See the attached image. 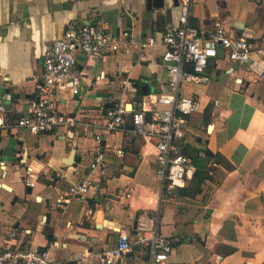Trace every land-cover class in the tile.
I'll list each match as a JSON object with an SVG mask.
<instances>
[{
  "label": "crops",
  "instance_id": "crops-1",
  "mask_svg": "<svg viewBox=\"0 0 264 264\" xmlns=\"http://www.w3.org/2000/svg\"><path fill=\"white\" fill-rule=\"evenodd\" d=\"M179 2L0 0V96L13 95L7 113L12 123L38 100L43 58L73 22L156 41L143 57L132 46L97 58L76 52L79 92L56 91L54 100L60 112L84 122L88 136L81 127L71 138L64 128L37 135L0 132V251L39 246L48 248L52 264H78L87 249L91 257L80 264H104L93 255L128 232L131 251L119 264H148L133 224L143 218L150 226L159 213L160 233L177 240L163 264H264V80L218 52L206 67V84L182 87L198 106L175 146L196 169L208 171L200 183L190 177L183 188L162 190L155 178L153 140L129 133L131 111L149 102L168 78L160 41L176 23ZM216 20L250 43L254 57L261 56L264 0H193L190 25L199 34L211 31ZM114 103L127 108L124 130L105 133V111ZM98 133L97 145L93 136ZM97 151L105 155L104 166L91 170ZM87 177L94 187L83 197L66 198L69 187Z\"/></svg>",
  "mask_w": 264,
  "mask_h": 264
},
{
  "label": "built area",
  "instance_id": "built-area-1",
  "mask_svg": "<svg viewBox=\"0 0 264 264\" xmlns=\"http://www.w3.org/2000/svg\"><path fill=\"white\" fill-rule=\"evenodd\" d=\"M192 5L193 0H180L176 23L164 32L160 41L163 47L161 65L168 75L167 80L159 83L155 93L149 96V102L144 101L141 109L131 111L132 127L129 133L154 142L157 163L155 178L160 182L162 190L183 188L187 179L195 172L190 158L175 146V141L185 135L183 126L186 118L196 112L198 106L195 98L182 94V87L187 84H206L209 81L206 67L211 58L218 56V52H223L232 64L248 65L252 76L264 80V50L261 56L254 57L256 51L250 43L230 34L221 20H216L213 29L207 34H199L190 25ZM68 28L63 37L51 44L43 58L44 72L40 95L28 114L14 123L10 122L7 113L13 95L6 92L0 96V132L19 129L37 135L64 128L67 130L66 135L71 138L72 130L81 127L83 136H88V128L84 122L76 116L60 112L54 100L56 91L70 88L74 95L79 92L81 74L76 66V52L81 51L97 58L116 53L124 46H132L143 57L145 49L156 44L154 38H138L129 30L113 35L97 23L75 21ZM127 112L126 106L121 104L107 109L103 132L123 131ZM93 138L98 145L102 136L98 133ZM117 152L123 154L122 150ZM104 162V153L97 151L89 168L102 169ZM35 178H29L28 186H34L32 179ZM93 187V181L87 177L71 185L66 198L83 197ZM158 215L156 213L149 220L150 226H146L143 218L137 220V244L146 251L148 264H163L177 241L160 233ZM131 247L129 233L120 232L113 247L100 251L93 257L104 264H119L123 256L131 251ZM90 253L85 249L77 263L87 261L91 257ZM0 264L52 263L48 248L23 246L1 250Z\"/></svg>",
  "mask_w": 264,
  "mask_h": 264
},
{
  "label": "trees",
  "instance_id": "trees-1",
  "mask_svg": "<svg viewBox=\"0 0 264 264\" xmlns=\"http://www.w3.org/2000/svg\"><path fill=\"white\" fill-rule=\"evenodd\" d=\"M212 157H213L215 160H217L219 163L224 164V166H225L226 168H228V169L231 168V167L228 165V163L225 162L224 159L221 158L220 156H218V155H212ZM207 173H208V171H206V170H202V169H200V168H197V169L195 168V172H194V174H193V176H192V180H194L196 183H200L201 180L204 179L203 177H204L205 175H206V176L208 175Z\"/></svg>",
  "mask_w": 264,
  "mask_h": 264
},
{
  "label": "water",
  "instance_id": "water-1",
  "mask_svg": "<svg viewBox=\"0 0 264 264\" xmlns=\"http://www.w3.org/2000/svg\"><path fill=\"white\" fill-rule=\"evenodd\" d=\"M163 1H164V0H152L153 4H154V3L156 4V2H158V4H159L160 6H163ZM141 99H142V97H141V96H138V97L136 98V101H137V102H140ZM116 105H117V104L114 103V104H111L109 107L111 108V107H114V106H116ZM137 218H138V216H137ZM136 226H137V220H135V222H134V224H133V228H134V230H135Z\"/></svg>",
  "mask_w": 264,
  "mask_h": 264
}]
</instances>
